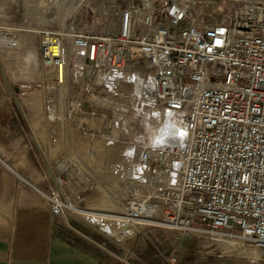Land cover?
Masks as SVG:
<instances>
[{"label":"built area","instance_id":"obj_1","mask_svg":"<svg viewBox=\"0 0 264 264\" xmlns=\"http://www.w3.org/2000/svg\"><path fill=\"white\" fill-rule=\"evenodd\" d=\"M109 6V32L86 25L67 41L63 32L39 29L41 54L58 83L69 77L78 85L67 115L81 106V131L112 145L129 124L142 130L111 164L130 194L120 215H108L57 192L49 197L53 213H81L118 240L148 223L201 229L218 242L240 230L264 249V0ZM111 108L110 120L93 129L91 120ZM164 125L182 135L159 144Z\"/></svg>","mask_w":264,"mask_h":264},{"label":"crops","instance_id":"obj_2","mask_svg":"<svg viewBox=\"0 0 264 264\" xmlns=\"http://www.w3.org/2000/svg\"><path fill=\"white\" fill-rule=\"evenodd\" d=\"M33 1L0 0V264H99L102 253L113 264H135L96 229L75 223L72 212L53 213L49 197L57 192L80 208L104 209V197L96 199L86 185L81 187V176L91 175L81 172V148L83 155L89 150L81 143H99L79 130L81 106L74 117L67 115L77 88L73 91L69 77L58 83L55 70L44 65L42 26L33 15L38 2L29 7ZM94 120L91 127L100 128ZM106 154L98 152L95 164ZM111 164L107 173L115 189L110 186L113 193L104 198L109 207L117 184L128 187L113 175ZM97 186L95 191H101Z\"/></svg>","mask_w":264,"mask_h":264},{"label":"rangeland","instance_id":"obj_3","mask_svg":"<svg viewBox=\"0 0 264 264\" xmlns=\"http://www.w3.org/2000/svg\"><path fill=\"white\" fill-rule=\"evenodd\" d=\"M14 1L5 0L6 3L11 4ZM19 1L16 0V2ZM28 1L31 2V0ZM36 1H33V5L31 4L29 7L35 8V4L37 3L38 12H34L35 14L33 15L38 25L42 26L41 29L50 28L57 32H63L67 35V41L73 30H80L86 25L96 27L97 31H110L111 18L113 19L114 17L110 16L112 7L109 6V0H56L53 3V7L48 6L46 0ZM120 1L122 4L126 2V0ZM21 3L23 5L27 4L26 0H21ZM12 10H14V7H12ZM104 10L107 11V14H102ZM103 23H105L104 26H102ZM70 82L73 86V91L76 90L78 88L76 86L78 85L74 81L70 80ZM130 89L131 87H129L128 91ZM71 100L72 97H70L68 103ZM110 110L102 121V116L94 121L97 120L103 126L105 122L110 120L115 108H111ZM116 111L118 115H123L119 109H116ZM128 126L122 132L116 131V134H113L120 136L121 139L112 145L106 144L103 137L98 136L91 139L97 140L99 145H93L92 142L88 143L86 141L81 143V145L89 147L87 155H83L81 148V172L82 169L91 172V175L85 179L81 176V187L86 185L91 195L95 196L96 199L100 196L106 198L112 195L113 191H110V186L115 189V185L113 186L112 184L114 178L107 173L112 162H110V157L113 154L115 157L122 144L128 143L126 142L128 141V137L135 135L137 130L139 132L142 131L132 124ZM103 130L105 128H102L101 132H104ZM99 135L101 136L102 134L99 133ZM98 152L107 153V157L95 164ZM87 158H90V160H87ZM86 174L88 175V173ZM59 181L62 183L63 179L61 178ZM96 186L102 190L95 191ZM116 192V201L113 202L114 206L112 207L105 204L106 201H104V198H101V208H104L100 210L101 213L120 215L123 211V206L130 194V189L120 182L117 184ZM72 214L76 218L74 220L75 223L81 225L82 228L86 225V228L96 229L104 238L119 245L121 251H124L128 255L126 258L130 257L132 261L141 260L142 264H264V249L257 246L252 240L243 238L240 230H236L235 234L237 236L235 238L225 242H218L211 239L210 235L201 229H194L184 233L160 225L141 223L133 225L131 235L118 240V237H120L118 234L107 236L104 232L98 230L96 224L88 222L81 213L73 212ZM117 261L121 260L117 259Z\"/></svg>","mask_w":264,"mask_h":264},{"label":"bare ground","instance_id":"obj_4","mask_svg":"<svg viewBox=\"0 0 264 264\" xmlns=\"http://www.w3.org/2000/svg\"><path fill=\"white\" fill-rule=\"evenodd\" d=\"M55 1L56 0H48V3H49V5H52V7H53V3ZM181 135H182V133L180 132V129H176L174 127L171 128V127H168V126L164 125L163 128L161 129V131L159 132V134L157 135L155 141L158 142L159 144L160 143H165V142H167V141H169V140H171L173 138L180 137ZM94 221H99V219L98 218H94ZM114 232L117 233L118 229L115 228Z\"/></svg>","mask_w":264,"mask_h":264},{"label":"trees","instance_id":"obj_5","mask_svg":"<svg viewBox=\"0 0 264 264\" xmlns=\"http://www.w3.org/2000/svg\"><path fill=\"white\" fill-rule=\"evenodd\" d=\"M71 236V235H70ZM100 239V240H99ZM98 240L103 243V242H106L103 238H99ZM76 241L79 240V239H75ZM111 248L115 249L116 247L111 244V243H108L106 242ZM117 250V249H116ZM118 251V250H117ZM132 262H134L135 264H142V261L141 260H133ZM99 264H113L111 263L109 260H108V256L104 253L101 254L100 256V262Z\"/></svg>","mask_w":264,"mask_h":264}]
</instances>
